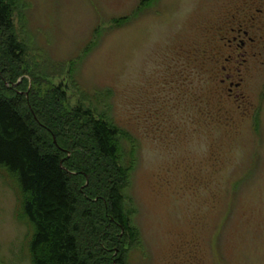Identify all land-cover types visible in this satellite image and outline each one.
<instances>
[{"label":"rangeland","instance_id":"rangeland-1","mask_svg":"<svg viewBox=\"0 0 264 264\" xmlns=\"http://www.w3.org/2000/svg\"><path fill=\"white\" fill-rule=\"evenodd\" d=\"M21 1L14 23L38 84L133 139L127 264H264L263 84L244 88L245 115L202 84L210 26L236 0ZM18 195L0 169V264H31Z\"/></svg>","mask_w":264,"mask_h":264},{"label":"trees","instance_id":"trees-1","mask_svg":"<svg viewBox=\"0 0 264 264\" xmlns=\"http://www.w3.org/2000/svg\"><path fill=\"white\" fill-rule=\"evenodd\" d=\"M21 3L0 0V169L15 181L18 216L32 229L30 262L127 264L139 245L125 195L133 139L92 106L66 110L61 87L38 84L14 23Z\"/></svg>","mask_w":264,"mask_h":264},{"label":"flooded vegetation","instance_id":"flooded-vegetation-1","mask_svg":"<svg viewBox=\"0 0 264 264\" xmlns=\"http://www.w3.org/2000/svg\"><path fill=\"white\" fill-rule=\"evenodd\" d=\"M223 11L210 26L212 47L203 63L213 67L204 73L202 84L208 89L217 87L231 101H240L238 107L243 108L245 115L250 105L244 88L249 81L256 77L264 89V0H236ZM196 63L193 82L198 75Z\"/></svg>","mask_w":264,"mask_h":264}]
</instances>
